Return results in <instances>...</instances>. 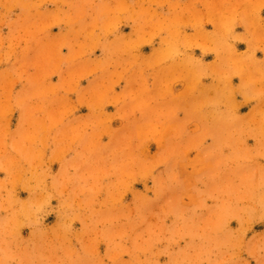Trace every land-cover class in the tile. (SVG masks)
Instances as JSON below:
<instances>
[{
	"label": "rangeland",
	"instance_id": "obj_1",
	"mask_svg": "<svg viewBox=\"0 0 264 264\" xmlns=\"http://www.w3.org/2000/svg\"><path fill=\"white\" fill-rule=\"evenodd\" d=\"M0 264H264V0H0Z\"/></svg>",
	"mask_w": 264,
	"mask_h": 264
},
{
	"label": "bare ground",
	"instance_id": "obj_2",
	"mask_svg": "<svg viewBox=\"0 0 264 264\" xmlns=\"http://www.w3.org/2000/svg\"><path fill=\"white\" fill-rule=\"evenodd\" d=\"M105 3V2H104ZM107 6V5H106ZM100 8H101V6H100ZM98 13V12H97ZM96 13V14H97ZM96 16V15H95ZM93 18V17H92ZM95 19V18H94ZM19 23V22H18ZM66 23V22H65ZM68 23H69V21H68ZM97 23H98V20H97ZM71 24V23H70ZM134 27V26H133ZM98 29V28H97ZM103 32H104V29H103ZM135 34V33H134ZM104 35V34H103ZM136 35V34H135ZM66 37V36H65ZM95 38V37H94ZM66 39V38H65ZM67 40V39H66ZM98 40V39H97ZM14 46V45H13ZM10 47V46H9ZM14 49V48H13ZM14 51H16V49L14 50ZM14 53V52H13ZM2 54V53H1ZM156 55V54H155ZM2 59V58H1ZM4 59V58H3ZM121 59V58H120ZM122 60V59H121ZM124 60V59H123ZM128 60V59H127ZM151 60H153V58L151 59ZM123 62H125V60L123 61ZM122 62V63H123ZM110 64V63H109ZM27 65H29L28 63H27ZM115 67V66H114ZM39 124V123H38ZM34 125V124H33ZM38 128V127H37ZM19 141V140H18ZM37 145V144H36ZM26 152H27V150H26ZM40 155V154H39ZM11 174V173H10ZM12 175V174H11Z\"/></svg>",
	"mask_w": 264,
	"mask_h": 264
}]
</instances>
